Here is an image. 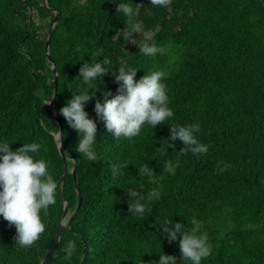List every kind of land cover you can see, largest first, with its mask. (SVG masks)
Listing matches in <instances>:
<instances>
[{"label": "trees", "instance_id": "trees-1", "mask_svg": "<svg viewBox=\"0 0 264 264\" xmlns=\"http://www.w3.org/2000/svg\"><path fill=\"white\" fill-rule=\"evenodd\" d=\"M121 2L130 0H0V140L11 143L12 150L22 143H39L35 158L47 162L58 184L57 203L41 213L45 232L30 248L15 246L14 226L0 217V264H40L55 238L65 202L61 236L44 264H155L162 252L182 264L178 240L170 244L157 227L172 219L187 228L192 217L204 222L202 231L212 245L202 264H264L262 2L171 0L168 7L159 8L149 0H131L136 13L131 22L141 23L134 40L167 49L155 57L140 54L138 45L123 39L129 18L117 13ZM54 11L60 18L49 56L58 75L53 112L62 128L65 165L55 142L58 125L43 103L54 89L44 53ZM103 57L111 60L112 70L102 82L83 85L84 91H97L85 105L89 118L96 120L94 105L104 90L117 94L112 73L121 61L137 69L136 80L163 70L174 112L168 123H199L197 138L210 146L209 151L199 159L191 153L181 156L175 175H168L164 160L175 161L174 151L184 146L177 140L175 148L161 156L158 148L167 147L164 140L170 135L167 124L145 126L132 141H116L97 121V160L80 157L74 150L78 135L59 110L81 90V65ZM221 161L229 165L224 172L216 167ZM148 163L156 175L140 179L138 167ZM112 165L127 166L114 177ZM138 182L145 192H162L143 219L129 215L124 192ZM75 183L82 202L72 217L78 204ZM69 240L77 247L66 259Z\"/></svg>", "mask_w": 264, "mask_h": 264}, {"label": "clouds", "instance_id": "clouds-1", "mask_svg": "<svg viewBox=\"0 0 264 264\" xmlns=\"http://www.w3.org/2000/svg\"><path fill=\"white\" fill-rule=\"evenodd\" d=\"M131 2V0H130ZM130 2L117 3V13L129 18L127 31L122 30L123 39L140 47V54L148 57L164 55L167 49L155 43L136 42L134 33L141 30L140 22H131V17L136 13L130 6ZM152 7L166 8L171 0H149ZM174 62L176 57H171ZM111 60L103 57L96 63L84 62L79 69V81L81 90L78 94H71V99L60 108L67 125L76 131L78 141L75 151L80 157L88 161H96L97 154V121L103 123L106 131L111 133L113 140L121 138L132 141L140 135L145 126L155 129L158 125L167 124L170 135L166 142L167 147L160 149L161 156H167L168 148H175V142L179 140L184 146L177 153L175 161L164 160L163 171L168 175H175L179 166L180 157L188 153L199 159L209 151V145L202 143L197 134L200 132L199 123L169 124L174 112L169 107V96L163 80L167 73L163 70H154L136 80L137 69L131 68L121 61L117 72H113L115 82L119 85L117 94L110 90L101 93L102 99H97L94 105L96 120L89 118L85 111V105L91 101L96 92L84 91L83 85H90L95 81H101L104 74L110 72ZM111 97V98H110ZM52 98V97H51ZM44 99V105L50 103ZM55 142L60 150L62 146L61 132L55 134ZM6 140H0V217L8 222L9 227L14 226L15 246L30 248L45 232V223L41 213L57 203L58 184L51 174L48 164L44 159L35 158L41 145L35 141L22 143L18 150H12ZM128 165V164H127ZM127 165H112V175L123 173ZM135 166V165H134ZM137 167V166H136ZM216 167L220 172L227 170L229 165L222 161ZM140 179L151 178L156 175L149 163L138 167ZM128 197V212L130 216L143 219L153 202L162 198L160 188H152L145 192L142 187H129L126 191ZM203 221L192 217L190 227L185 223H174L164 220L158 225L160 235L168 242L178 240V248L181 253L182 264H202V261L211 255L212 245L209 242L207 232L202 231ZM154 240V237H153ZM77 245L69 240L64 247L65 258L72 257ZM159 259L155 264H177V259L171 255L158 254ZM141 264H143L141 260Z\"/></svg>", "mask_w": 264, "mask_h": 264}, {"label": "water", "instance_id": "water-1", "mask_svg": "<svg viewBox=\"0 0 264 264\" xmlns=\"http://www.w3.org/2000/svg\"><path fill=\"white\" fill-rule=\"evenodd\" d=\"M260 1L262 2L263 6H264V0H260ZM44 4H46V0H44ZM53 13H55V17L50 23V26H49V29H48V33H47L45 48H44L45 57L49 61L50 65H51V69H52V73H53V87H54L52 99H51L50 103L48 104V110H49V113L54 118L55 123L58 125L59 131L61 132V136H62L61 125L59 123L58 118L55 116V114L53 112L54 99H55V95H56V92H57L58 75H57V69H56L53 61L51 60V58L49 56V43H50V39H51L53 28H54L55 24L59 21V18H60V14L57 11H54ZM29 26H30V17H29ZM59 154H60V156H61V158H62V160L64 162V165H65L66 157L64 155L62 146H61V149L59 150ZM76 167H77V163L74 161L73 162V168L71 169V174H72L74 182H75V178H76V170H77ZM63 178H64V175L61 177L60 185H62V183H63ZM75 188H76V192H77V196H78V204H77V207H76L72 217L78 212L79 207H80L81 202H82V197L80 195V192H79V189H78L76 183H75ZM61 192H62V188L60 187V193ZM67 210H68V206H67V203L65 202L64 203V208H63L62 220H61V223L59 224L58 229L56 231L55 238H54L50 248L48 249V251L43 256L40 264H44L45 263V261L47 260V258L49 257V255L51 254V252L53 251L55 246L57 245V243L59 241V238L61 236L62 229L64 227V221H65V219L67 217Z\"/></svg>", "mask_w": 264, "mask_h": 264}]
</instances>
